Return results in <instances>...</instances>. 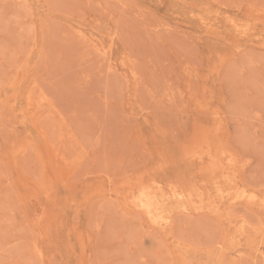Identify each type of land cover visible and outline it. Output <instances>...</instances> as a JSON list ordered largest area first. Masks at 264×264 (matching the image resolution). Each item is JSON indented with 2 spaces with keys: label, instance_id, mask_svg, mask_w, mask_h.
<instances>
[{
  "label": "rangeland",
  "instance_id": "374dc122",
  "mask_svg": "<svg viewBox=\"0 0 264 264\" xmlns=\"http://www.w3.org/2000/svg\"><path fill=\"white\" fill-rule=\"evenodd\" d=\"M0 264H264V0H0Z\"/></svg>",
  "mask_w": 264,
  "mask_h": 264
}]
</instances>
